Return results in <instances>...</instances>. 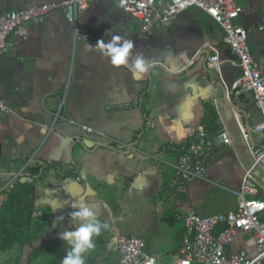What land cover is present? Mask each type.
Returning <instances> with one entry per match:
<instances>
[{
  "label": "crops",
  "instance_id": "1",
  "mask_svg": "<svg viewBox=\"0 0 264 264\" xmlns=\"http://www.w3.org/2000/svg\"><path fill=\"white\" fill-rule=\"evenodd\" d=\"M50 1L60 0H0V13ZM235 1L242 7L235 23L248 30L251 55L264 71V30L258 28L264 0ZM111 36L131 39L133 56L141 53L149 71L133 79L87 46ZM223 37L221 25L197 6L167 27L141 33L140 21L117 0L89 2L77 16L76 32L56 11L30 25L26 37L9 36L12 46L0 55V100L10 109H0V201L15 181L31 183L33 209L41 211L43 223L37 238L20 250L22 264L40 249L45 251L33 263L62 264L70 245L60 237L75 229L70 222L74 204L85 203L109 225L86 264H116L119 235L141 236L148 253L171 264L183 234L177 214L236 209L235 192L244 168L253 163L242 132L262 115L252 91L230 94L227 102L225 90L242 71ZM207 42L219 52L220 73L206 61ZM222 125L231 144L219 134ZM199 128L210 139L207 180L188 183L170 205L169 182L180 146ZM253 140L263 145L262 136L253 134ZM115 141L132 149H117ZM254 176L259 182L255 198L264 201V164L255 167ZM238 250L253 253L249 233L238 232L228 245L229 252ZM16 259L0 260L15 264Z\"/></svg>",
  "mask_w": 264,
  "mask_h": 264
},
{
  "label": "built area",
  "instance_id": "2",
  "mask_svg": "<svg viewBox=\"0 0 264 264\" xmlns=\"http://www.w3.org/2000/svg\"><path fill=\"white\" fill-rule=\"evenodd\" d=\"M91 1L96 0H60L31 5L17 10L0 13V55L12 46L10 35L26 37L29 26L44 22L51 14L62 11L74 32L77 31V16ZM124 12L140 21V31L150 34L156 27L169 26L174 18L191 6H197L207 12L222 27L223 41L231 52L238 57L241 75L225 90V98L230 102V94L252 91L255 104L259 108L261 121L242 132V139L250 153L253 163L244 168L239 189L235 192L237 206L235 210L210 215H199L193 211L177 214L183 225L181 244L171 264H264V201L255 198L259 185L254 176L255 167L264 164V71L254 61L247 43L248 30L235 23L242 7L235 0H117ZM264 30V22L258 27ZM210 52L206 61L220 73L221 59L213 42L205 43ZM0 109H10L0 100ZM219 132L226 144H231L229 133L222 125ZM82 128L90 132L86 125ZM253 134L262 136L263 145L257 146ZM116 142V148L132 149L131 145ZM210 147L209 133L199 128L191 140L180 146V154L174 165V175L169 182L167 201L174 205L175 196L182 194L188 183L205 181L204 161ZM41 211L33 209L32 219L38 218ZM238 232L251 235L254 251H228V245ZM118 261L116 264H163L157 257L145 250V241L138 235H119L117 237Z\"/></svg>",
  "mask_w": 264,
  "mask_h": 264
},
{
  "label": "clouds",
  "instance_id": "3",
  "mask_svg": "<svg viewBox=\"0 0 264 264\" xmlns=\"http://www.w3.org/2000/svg\"><path fill=\"white\" fill-rule=\"evenodd\" d=\"M108 62L116 68L127 70L133 79H139L149 71V63L141 53L133 56L134 43L131 39L111 36L107 42L99 40L95 47ZM75 211L70 213V222L75 225L72 231H65L60 239L67 241L70 250L64 256L62 264H86V255L96 248L95 240L109 225L97 219L94 212L85 204H74ZM63 220L64 217H59Z\"/></svg>",
  "mask_w": 264,
  "mask_h": 264
},
{
  "label": "trees",
  "instance_id": "4",
  "mask_svg": "<svg viewBox=\"0 0 264 264\" xmlns=\"http://www.w3.org/2000/svg\"><path fill=\"white\" fill-rule=\"evenodd\" d=\"M33 194L34 186L20 181H15L1 192L0 251L10 249L16 244L22 246L32 242L40 234L43 223L34 221L31 217ZM42 251L45 249L29 254L25 264Z\"/></svg>",
  "mask_w": 264,
  "mask_h": 264
},
{
  "label": "rangeland",
  "instance_id": "5",
  "mask_svg": "<svg viewBox=\"0 0 264 264\" xmlns=\"http://www.w3.org/2000/svg\"><path fill=\"white\" fill-rule=\"evenodd\" d=\"M34 221H40V217H38V218H35L34 219ZM18 245V244H17ZM34 245V244H33ZM32 245H30V246H28V247H31ZM21 248H19V251L17 250V248H13V249H10V250H7L5 253H3V251H0L1 253H0V259H3V257L4 258H6V260H8V259H10V258H12L13 256H17V259H16V262H15V264L17 263V264H22L21 262H20V253H21V249L23 250V249H26L27 248V246H26V244H24V245H22V246H20ZM34 248V247H33ZM15 251V252H14ZM24 251V250H23ZM160 260V259H159ZM32 261H33V259H32ZM31 260L30 261H28V264H47V260H44V259H41L40 260V263H33ZM161 261V260H160ZM0 264H4L3 262H1V260H0Z\"/></svg>",
  "mask_w": 264,
  "mask_h": 264
}]
</instances>
